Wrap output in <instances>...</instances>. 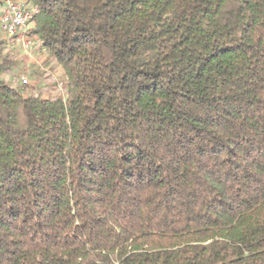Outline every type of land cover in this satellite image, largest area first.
Here are the masks:
<instances>
[{"label":"trees","instance_id":"16d2710c","mask_svg":"<svg viewBox=\"0 0 264 264\" xmlns=\"http://www.w3.org/2000/svg\"><path fill=\"white\" fill-rule=\"evenodd\" d=\"M29 2L66 96L0 39V264H264V0Z\"/></svg>","mask_w":264,"mask_h":264},{"label":"rangeland","instance_id":"374dc122","mask_svg":"<svg viewBox=\"0 0 264 264\" xmlns=\"http://www.w3.org/2000/svg\"><path fill=\"white\" fill-rule=\"evenodd\" d=\"M33 8L29 0H18ZM34 23L31 24L30 38L32 43L27 52L15 41L8 42L4 48V53H8L13 59L12 68L7 71L4 79L20 88L24 95L42 94L43 96H66V88L60 86L59 81L65 79L62 68L54 62L49 53L43 48L39 37L32 32ZM8 38L0 31V39ZM26 72L27 81L21 76Z\"/></svg>","mask_w":264,"mask_h":264},{"label":"built area","instance_id":"2783aa9c","mask_svg":"<svg viewBox=\"0 0 264 264\" xmlns=\"http://www.w3.org/2000/svg\"><path fill=\"white\" fill-rule=\"evenodd\" d=\"M37 9L29 8L26 3L18 0H0V31L11 38L17 45H21L27 52L30 44L31 24ZM27 81L26 72L21 76ZM67 77L59 81L60 86L66 88Z\"/></svg>","mask_w":264,"mask_h":264}]
</instances>
